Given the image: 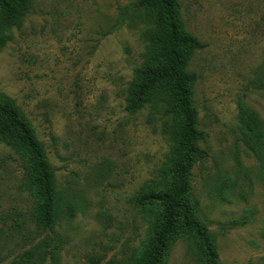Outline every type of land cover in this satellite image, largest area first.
<instances>
[{
  "label": "rangeland",
  "instance_id": "1",
  "mask_svg": "<svg viewBox=\"0 0 264 264\" xmlns=\"http://www.w3.org/2000/svg\"><path fill=\"white\" fill-rule=\"evenodd\" d=\"M134 2L30 0L21 26L5 33L0 94L29 120L61 202L55 234L37 230L21 160L0 144V264L54 236L57 262L28 264H110L144 242L133 200L168 169L171 123L161 104L125 111L149 25ZM179 3L185 29L205 45L187 69L197 77L193 106L207 153L192 170L190 196L221 264H264V162L244 144L238 117L244 106L264 126V0ZM166 264L197 259L180 240Z\"/></svg>",
  "mask_w": 264,
  "mask_h": 264
},
{
  "label": "trees",
  "instance_id": "2",
  "mask_svg": "<svg viewBox=\"0 0 264 264\" xmlns=\"http://www.w3.org/2000/svg\"><path fill=\"white\" fill-rule=\"evenodd\" d=\"M133 8L143 13L149 25L142 35L146 42L142 63L134 70L125 92V111L135 115L147 105L161 104L164 116L170 119L167 134L171 144L162 180L133 200L134 207L143 213L144 242L135 254L110 264H166L171 246L180 240L186 242L197 264H221L214 239L198 220L199 204L190 196L192 170L206 159L207 153L199 147L204 134L196 127L198 113L193 106L197 77L187 69L195 52L205 45L185 29L179 0H135ZM29 9L30 0H0V48L7 42L5 33L19 28ZM238 117L244 144L263 163V123L244 106H240ZM0 144L21 160L25 188L35 203L32 220L36 229L54 235L61 200L52 167L27 117L2 94ZM61 247L54 236L25 251L13 264L46 258L57 262Z\"/></svg>",
  "mask_w": 264,
  "mask_h": 264
}]
</instances>
